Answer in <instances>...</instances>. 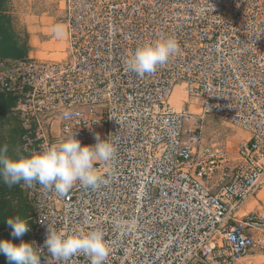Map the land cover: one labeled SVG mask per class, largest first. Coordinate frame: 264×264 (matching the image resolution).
Segmentation results:
<instances>
[{
  "label": "built area",
  "instance_id": "obj_1",
  "mask_svg": "<svg viewBox=\"0 0 264 264\" xmlns=\"http://www.w3.org/2000/svg\"><path fill=\"white\" fill-rule=\"evenodd\" d=\"M60 4L62 59L0 57V92L14 97L21 149L31 155L73 135L94 145L99 134L118 152L98 188L77 182L61 196L25 187L27 241L42 247L48 228H100L112 249L106 264H264V0ZM168 36L179 54L151 74L127 69L138 47ZM176 84L187 95L179 110L169 102ZM207 116L248 137L234 153L205 140ZM251 197L262 203L244 210ZM250 252L257 260L240 262ZM41 264L90 259L57 260L45 248Z\"/></svg>",
  "mask_w": 264,
  "mask_h": 264
},
{
  "label": "clouds",
  "instance_id": "obj_2",
  "mask_svg": "<svg viewBox=\"0 0 264 264\" xmlns=\"http://www.w3.org/2000/svg\"><path fill=\"white\" fill-rule=\"evenodd\" d=\"M54 31L61 35L63 29L57 26ZM180 45L173 36L160 37L138 47L125 61L129 71L138 75L151 74L164 66L171 57L179 54ZM94 145H82L75 135L66 140L53 143L41 152L31 155L19 154L13 158L8 155V145L0 146V180L9 187L23 182V187H32L39 183L45 189L53 190L59 195L69 192L78 182L93 189L106 183V177L112 175L113 161L118 152V145L112 136L101 139L95 136ZM102 164L103 168L96 165ZM11 235L22 237L29 228L28 220L17 215L7 218ZM116 227L125 229L129 224L119 221ZM57 260H65L76 253H84L90 264H106L112 249L100 228L76 233H65L63 230L48 228L42 247L35 241H24L19 244L10 239H0V254L8 264H41L44 249Z\"/></svg>",
  "mask_w": 264,
  "mask_h": 264
},
{
  "label": "crops",
  "instance_id": "obj_3",
  "mask_svg": "<svg viewBox=\"0 0 264 264\" xmlns=\"http://www.w3.org/2000/svg\"><path fill=\"white\" fill-rule=\"evenodd\" d=\"M0 15L9 16L6 0L0 1ZM9 18L19 43H26L25 57L57 59L54 58L57 52L65 53V48L63 50L57 49V45L61 43L62 39L54 31L57 25H62L63 32H65V25L62 21L55 20L50 15L31 14L26 15L25 19L21 20L20 25L22 26L20 27L10 16ZM63 42H66L65 38H63ZM49 43L51 44L50 48H48ZM13 105L14 97L12 95L0 93V146L7 144L8 155L15 158L19 154L24 155V153L20 146L21 128L17 114L12 111ZM22 185L23 182L9 187L0 180V239H10L16 244H19L21 239L27 241L29 236L28 233H25L20 238L13 237L11 235L12 229L7 224V218L17 215L29 220L31 207L25 196V187ZM261 194L264 192H260L259 197ZM249 200L250 198L243 205L244 210ZM4 258L6 259L3 254H0V264H8L6 260L3 261ZM249 259L255 261L257 257L250 252L243 256L240 262Z\"/></svg>",
  "mask_w": 264,
  "mask_h": 264
},
{
  "label": "rangeland",
  "instance_id": "obj_4",
  "mask_svg": "<svg viewBox=\"0 0 264 264\" xmlns=\"http://www.w3.org/2000/svg\"><path fill=\"white\" fill-rule=\"evenodd\" d=\"M7 1V10L9 11V16L20 25L21 20L25 19L26 15L31 14H38V15H50L55 18V20H59L61 15V4L60 0H6ZM62 27V25H57ZM62 39L61 43H58L57 49L63 50L66 46V42H63V38L66 39L65 32L63 34L59 35ZM50 43L48 44V48H50ZM65 53L57 52V54L54 56V58L60 59L64 57ZM176 86L181 87V105L180 108L184 105V102L187 100L186 91L184 89L183 84H177ZM173 93L170 94L169 102L175 107V109L179 110L180 108H177L175 104H173ZM185 106V105H184ZM183 106V107H184ZM193 108V109H192ZM191 109L194 111H198V107L196 104V100H194L191 103ZM203 135L205 140L207 141H220L223 142L227 147L228 150L234 153L236 150L239 142L245 140L248 136L247 133L235 126L231 125L229 123H226L224 121H221L217 118L207 116L204 121V129H203ZM260 192H264V189H262ZM264 194H261V197H263ZM261 197H259L261 199ZM264 204V199H261ZM262 202L257 203L256 198H250V200L247 202V206L245 210H251L253 208L259 207ZM7 261V259L4 258L3 261ZM8 262V261H7Z\"/></svg>",
  "mask_w": 264,
  "mask_h": 264
},
{
  "label": "trees",
  "instance_id": "obj_5",
  "mask_svg": "<svg viewBox=\"0 0 264 264\" xmlns=\"http://www.w3.org/2000/svg\"><path fill=\"white\" fill-rule=\"evenodd\" d=\"M25 50L26 43H19L11 26L9 16L0 15V56L24 58Z\"/></svg>",
  "mask_w": 264,
  "mask_h": 264
},
{
  "label": "bare ground",
  "instance_id": "obj_6",
  "mask_svg": "<svg viewBox=\"0 0 264 264\" xmlns=\"http://www.w3.org/2000/svg\"><path fill=\"white\" fill-rule=\"evenodd\" d=\"M177 85V84H176ZM174 86L171 93H173V104H175L177 106V108H180V105H181V96H180V92H181V87L179 86ZM170 101V100H169ZM193 109V108H192ZM261 199H264V196L261 197Z\"/></svg>",
  "mask_w": 264,
  "mask_h": 264
}]
</instances>
